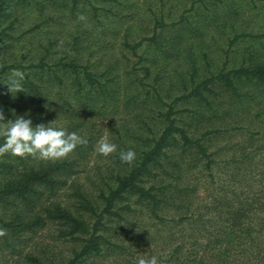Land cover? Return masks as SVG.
Returning a JSON list of instances; mask_svg holds the SVG:
<instances>
[{"label": "rangeland", "instance_id": "374dc122", "mask_svg": "<svg viewBox=\"0 0 264 264\" xmlns=\"http://www.w3.org/2000/svg\"><path fill=\"white\" fill-rule=\"evenodd\" d=\"M6 9H9L7 16L0 23L3 31L0 33V65L17 61L25 63L30 59L36 61L45 48L49 54L44 60L48 62L56 61L58 57L67 58L69 45L72 44L73 51L81 53L79 55H82L83 60L87 57L92 70L101 72L107 66L110 67V71L104 73L102 78L110 77V72L115 74L112 76L115 79L113 87L116 89L113 106L109 108L110 105L106 104L98 110L80 108L75 114H69L73 120L70 132L90 139L75 166L77 182L90 186L93 185L89 179H97L110 166L115 168L114 159L118 148L107 157L96 151L97 143L102 137L108 136L111 142L119 146L120 143L132 140L133 136L126 133L132 131L136 120L138 124L142 122V127L145 123L152 128V123L156 124L155 120L150 119V114L156 110V104L151 101V84L158 88L166 103L170 102L182 92L178 79L181 75H189L191 63L201 68L206 58L210 62L209 69L223 61L227 66L238 64L242 56L246 55L247 49L259 44L256 42L258 39L237 38L229 48L228 39L241 31L253 34L264 31V0H9L6 2ZM181 13L184 15L181 22L155 28L160 46L157 44L154 47L155 43L148 39H142V44H147L144 50L139 47L132 50L123 44L124 41L132 44L140 37L151 35L154 17L169 23L175 21ZM182 24L188 25V28L176 29ZM74 35H79L75 42L72 41ZM140 55L142 59L139 58ZM255 55L256 52L251 57ZM141 64L148 65L147 75L142 76L144 70ZM13 70L15 69L10 67L5 69L7 80ZM198 73H201L199 69ZM141 76L143 84L140 94L146 89L149 93L141 101L136 97L138 102L135 105L131 102L128 106L123 101L124 95L135 93L134 83L130 81ZM5 78L0 79V93ZM218 97L222 102L227 101L223 91H219ZM185 105L190 104L176 100L172 102V109L179 110ZM191 107H194L193 104ZM30 108L31 114H37L33 105ZM160 109L164 110L165 106ZM255 109V105L250 106L251 113ZM15 111L4 112L5 119L23 115ZM136 111H139V116L134 115ZM206 114L197 116L196 119L192 114L190 118L184 116L191 123L187 127L188 133L197 135L209 126L223 129L229 127L230 118L227 115L219 119H206ZM66 115L67 113L60 114V117L53 119L54 123L60 125L69 121ZM75 116H79V119ZM34 118L42 122L40 119L43 117ZM257 118L261 119L259 127L263 133L249 138L257 151L255 168L243 170L245 158L240 153L250 147L246 143L245 133L242 135L230 130L211 135L210 138L208 136L207 149L215 151L212 157L216 161L212 163V177L206 175L205 171L206 180L211 178L209 186L204 189L199 187L197 195L192 197L190 168L186 173L188 180L185 177L174 180L180 186H188L181 187L179 196L175 194L167 208L159 212L160 219H154L147 215L144 208L136 207V211L130 213L132 216H127L133 233L116 236L114 241L118 243L117 246L105 249L102 256L88 259L84 264H136L139 257L153 255L158 257L160 264H198L195 260L200 255L201 264H254L264 253H248L250 246L247 253H244L238 242L241 239L237 235L233 241H228L229 234H223L217 229L221 225H228L230 221L224 215L225 198L222 197L219 204H214L212 196L221 189L225 191L226 197L234 195L237 201L234 205L247 201L249 211L244 221L250 224L251 239L255 242L261 237L257 235L259 225L263 226L264 235V113ZM237 156L240 157L238 163L226 162L229 157ZM237 164L240 168L235 169V172L243 175H236L233 179L231 172L234 171L226 169L234 168ZM199 199L209 202L207 206H211L199 207V211L205 213L202 219L206 228V233L202 232L204 237L201 242L207 243L196 252L195 241L199 239L195 240V237L201 234L197 232V227L202 223L197 220L196 211L195 216H191V208L199 204ZM120 223H124L123 220ZM51 234L50 229L45 230L37 237V244L46 245L53 250H63L65 243L54 242ZM29 248L33 249L27 243L24 249ZM202 250L205 253H199ZM0 264L34 263L28 262L24 253L0 250Z\"/></svg>", "mask_w": 264, "mask_h": 264}, {"label": "trees", "instance_id": "16d2710c", "mask_svg": "<svg viewBox=\"0 0 264 264\" xmlns=\"http://www.w3.org/2000/svg\"><path fill=\"white\" fill-rule=\"evenodd\" d=\"M8 1L0 0V23L7 16ZM183 18L181 13L175 21L165 23L154 17L151 35L140 37L132 44L125 41L123 44L132 50L137 47L144 50L147 44L144 46L142 39H148L149 42L155 43L154 47L160 46L158 31L156 32L155 28L174 25ZM186 24L176 29H187ZM245 37L257 38L256 42L259 44L247 49L246 55L242 56L238 64L227 66L223 61L209 69L210 62L206 58L201 68L191 63L189 75H181L178 79L182 92L170 102L166 103L158 88L151 84V101L156 104V110L150 114V119L155 120L156 124L152 121L153 128L148 123L142 127V122L139 120L138 124L136 120L132 131L126 133L133 136L132 140L120 143L117 147L115 168L110 166L105 173L98 175L97 179H89L93 186L77 182L75 176V166L79 163L85 145L77 146L67 158L56 161L32 156L22 158L10 153L0 156V228L7 231L6 235L0 236V250L24 253L25 259L34 264H84L88 259L102 256L105 249L118 245L114 241L116 236L133 233L127 216H132L130 213L136 211V207L144 208L147 215L160 219L159 212L167 208L172 197L175 194L179 196L181 187L185 186L178 185L174 180L183 177L188 180L186 173L190 168L192 197L197 195L199 187L204 189L209 186L211 178L206 180L205 171L206 175L212 177V163L216 161L212 157L215 151H208L206 140L208 136L210 138L220 132L232 130L234 133L246 134V143L250 147L240 153L245 158L243 170L255 168L257 151L250 139L255 138V134L263 133L259 127L261 119L257 116L264 113V31L254 34L242 31L234 33L227 41L228 48L237 38ZM78 38L79 35H74L72 41L75 42ZM71 45L69 51L67 50V58L58 57L53 62L44 60L49 54L45 48L36 61L30 59L25 63L17 61L1 64V80H4L5 69L9 67L19 69L25 74L22 81L25 91L11 93L6 84L9 79L5 78L0 93V111L4 114L8 110H17V114L31 119L33 126L50 122L70 132L73 120L69 114H75L80 108L98 110L106 104L110 105L109 108L113 106L116 89L113 87L115 79L112 76L115 74L110 72V77L102 78L104 73L110 71V67L107 66L101 72L92 70L87 57L83 60L82 55H79L81 53L73 51ZM255 52V57H251ZM139 58L142 59V55ZM141 68L144 70L142 76L147 75L148 65L141 64ZM25 69L27 70L24 71ZM198 69L201 73H198ZM142 76L130 81L134 83L135 93L124 95L123 101L126 105L129 106L131 102L135 105L138 102L135 99L141 101L149 93L146 89L140 94ZM219 91L225 93L227 101L222 102L220 97L217 98ZM176 100H183L190 105L174 110L172 102ZM191 104L194 107H191ZM31 105L37 114L30 113ZM251 105L256 108L252 113ZM161 106H165V109L161 110ZM175 112L180 113L176 115ZM62 113H67L69 121L60 125L54 123L53 119L60 117ZM205 113L206 119H219L227 115L230 118L229 127L223 129L209 126L197 135L188 133L187 127L191 123L184 116L190 118L192 114L196 119ZM134 115L139 116V111ZM4 116L6 117V114ZM35 116L43 117L40 119L42 122H38ZM75 117L79 119V116ZM3 143L4 139L0 138V145ZM128 149L136 153L132 164L124 163L120 159V152ZM227 161L235 164L240 161V157H229ZM237 168H240L239 164L226 169L234 171L231 172L233 179L236 178ZM240 175L243 174L237 176ZM233 196L226 197L225 191L221 189L212 196L214 204H219L218 202L225 198L224 215L230 221L228 225H221L217 229L223 234H229L228 241H233L237 235L241 239L238 242L244 253H247L249 246L251 250L248 253H264L263 226H258L257 235L261 237L254 242L251 239L250 224L244 221L249 211L248 203L244 201L234 205L236 200ZM208 203L199 199V204L191 208V216L193 217L196 211L197 220L202 223L197 227V232L201 234L195 237V240L199 239L195 241L198 246L196 252L203 249L207 243L201 242L204 237L202 232L206 233V228L202 219L205 213L199 211V207H210L211 204L207 206ZM121 220L124 223H120ZM49 229L52 233L51 240L65 243L63 250H53L46 245L37 244V237ZM27 243L33 249L25 250ZM223 249L224 246L221 253ZM199 253L205 252L202 250ZM201 257L202 255L195 262L201 264ZM254 264H264V255L259 256Z\"/></svg>", "mask_w": 264, "mask_h": 264}, {"label": "clouds", "instance_id": "9594fccd", "mask_svg": "<svg viewBox=\"0 0 264 264\" xmlns=\"http://www.w3.org/2000/svg\"><path fill=\"white\" fill-rule=\"evenodd\" d=\"M25 74L20 70H13L6 83L8 90L12 92L25 91L22 81ZM0 138L4 143L0 145V156L10 153L13 156H32L42 160L56 161L67 158L77 146L87 145L85 137L76 132H68L63 127H57L50 122L39 123L33 126L31 119L23 116H16L15 119H5L0 111ZM117 145L110 141L108 136L102 137L96 147L98 154L105 157L117 151ZM122 162L132 164L136 159V153L132 149L120 152ZM7 234V231L0 228V236ZM136 264H160L157 256L139 257Z\"/></svg>", "mask_w": 264, "mask_h": 264}]
</instances>
